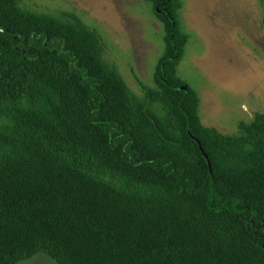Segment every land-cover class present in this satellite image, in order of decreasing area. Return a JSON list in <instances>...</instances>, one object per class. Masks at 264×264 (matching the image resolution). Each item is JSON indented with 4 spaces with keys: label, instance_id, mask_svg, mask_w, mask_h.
<instances>
[{
    "label": "trees",
    "instance_id": "obj_1",
    "mask_svg": "<svg viewBox=\"0 0 264 264\" xmlns=\"http://www.w3.org/2000/svg\"><path fill=\"white\" fill-rule=\"evenodd\" d=\"M144 1L164 52L138 99L75 15L0 0V264H264V114L203 127L179 1Z\"/></svg>",
    "mask_w": 264,
    "mask_h": 264
},
{
    "label": "rangeland",
    "instance_id": "obj_2",
    "mask_svg": "<svg viewBox=\"0 0 264 264\" xmlns=\"http://www.w3.org/2000/svg\"><path fill=\"white\" fill-rule=\"evenodd\" d=\"M178 28L186 42L175 72L195 92L201 125L238 134L264 114V0H178ZM39 13L75 15L94 31L103 58L138 99L155 88L164 30L144 0H20ZM18 264H55L38 254Z\"/></svg>",
    "mask_w": 264,
    "mask_h": 264
},
{
    "label": "water",
    "instance_id": "obj_3",
    "mask_svg": "<svg viewBox=\"0 0 264 264\" xmlns=\"http://www.w3.org/2000/svg\"><path fill=\"white\" fill-rule=\"evenodd\" d=\"M199 148H200V146H199ZM200 150L202 151V149L200 148ZM202 153H203V151H202Z\"/></svg>",
    "mask_w": 264,
    "mask_h": 264
}]
</instances>
